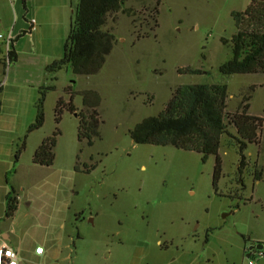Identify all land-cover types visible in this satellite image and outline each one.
I'll return each instance as SVG.
<instances>
[{
  "label": "rangeland",
  "instance_id": "rangeland-1",
  "mask_svg": "<svg viewBox=\"0 0 264 264\" xmlns=\"http://www.w3.org/2000/svg\"><path fill=\"white\" fill-rule=\"evenodd\" d=\"M31 1L0 0V33L12 30L16 37L19 26H27L28 7L39 5ZM251 1L162 0L156 18V0H127L133 14L109 19L106 29L116 43L100 72H48L52 82L45 86L52 88L46 89L38 133L60 129L54 164L38 177L21 174L15 187L21 203L13 217L0 205V238L12 230L8 242L15 249L25 237L19 264H262L257 254L264 252V173L261 180L252 174L264 164V124L259 143L246 151L245 189L237 181L238 148L226 144V135L215 188L214 155L203 162L198 152L138 144L129 133L143 118L158 115L181 84L226 83L231 113L243 93L251 95L250 113L264 118V73L223 75L219 69L232 57L221 40L236 32L232 12ZM72 13L70 8L65 19ZM9 66L6 60L0 64L2 81ZM185 67L203 72L179 73ZM71 85L101 95V137L93 146L79 141L74 114L65 110L56 121L57 101H70L65 89ZM82 99L76 94L79 108ZM229 131L236 132L232 125ZM72 162V172L66 171ZM45 234L60 236L57 255L49 252ZM37 244L46 248L41 260L31 251Z\"/></svg>",
  "mask_w": 264,
  "mask_h": 264
},
{
  "label": "trees",
  "instance_id": "trees-1",
  "mask_svg": "<svg viewBox=\"0 0 264 264\" xmlns=\"http://www.w3.org/2000/svg\"><path fill=\"white\" fill-rule=\"evenodd\" d=\"M28 0H23L26 4ZM127 0H70L74 12L71 19L70 31L65 40L64 54L47 66V72H54L69 67L75 75H95L103 68L107 56L111 53L115 34L106 29L110 18L117 20L119 12L132 15L131 8H126ZM162 0H156L153 16L159 15ZM236 24V32L231 39L222 38L224 45L231 46L232 57L220 65L223 75L232 74H261L264 73V0H252L243 11L232 12ZM159 25V24H158ZM157 25V26H158ZM159 27V26H158ZM31 29H29L30 31ZM28 31H21L11 41L8 51L10 61H17L14 49L15 42ZM140 40V39H139ZM205 58V57H204ZM200 68H180L179 73H202ZM50 86L39 87V98L36 102L37 115L28 127L26 135L17 143L15 161L26 149L30 133L40 130L45 123L46 89ZM75 86H67L65 92L70 96L66 102L60 97L55 108L56 121L60 122L65 110L74 114L79 121L78 139L93 146L95 140L101 137L100 126L102 119L99 112L101 95L98 91L85 89L75 90ZM255 89V87L253 86ZM3 86L0 81V112L2 109ZM76 94L82 95L83 108H79L74 100ZM235 112L228 109L229 90L226 83H193L178 85L165 108L155 116H148L138 122L129 133L135 143L172 145L179 149L195 151L202 155L205 162L209 156L216 158L213 185L217 188L222 176V158L219 154L221 138L226 135V144L238 148L240 157L237 168V181L242 189L246 188L244 174L249 167L246 151L250 145L259 143L260 131L264 118L250 113L251 95L241 93ZM232 125L235 133L229 131ZM61 131L56 127L52 135L47 136L33 154V163L50 167L55 160V147ZM87 167L90 172L92 168ZM76 170L79 165L76 164ZM264 164L260 169H254L253 177L261 180ZM19 207V194L11 188L7 194L6 216L13 217Z\"/></svg>",
  "mask_w": 264,
  "mask_h": 264
},
{
  "label": "crops",
  "instance_id": "crops-1",
  "mask_svg": "<svg viewBox=\"0 0 264 264\" xmlns=\"http://www.w3.org/2000/svg\"><path fill=\"white\" fill-rule=\"evenodd\" d=\"M35 0H32L33 3ZM37 7H28L27 26H19L16 35L21 31H28L20 37L14 44L17 53V61L10 63L7 69L6 80L1 81L2 91V109L0 112V205L6 207L7 194L10 191V185L16 189L18 187L21 174L26 173L32 177L44 175L50 167L40 166L33 163V154L42 141L47 137L35 131L29 134L27 138L26 149L20 154L19 159L15 161V152L17 143L27 133L28 127L37 115L36 102L39 98V87L52 82L49 78L47 66L56 59H60L64 54L65 40L70 31L71 19H65V14L71 8L70 0H37ZM26 14V15H27ZM73 14V13H72ZM36 19V25L31 29L30 20ZM29 29H31L29 31ZM11 48V46H10ZM0 64L4 65L5 57L8 54V45L3 42L0 44ZM67 69H70L67 67ZM26 156V159H25ZM74 164L72 162L66 171L72 172ZM45 179V177L43 178ZM40 182V181H38ZM45 180L43 181L44 184ZM20 199V196H19ZM21 203V201H20ZM19 203V204H20ZM12 230L8 231L0 238L12 247L8 241H11ZM50 235L45 234L44 241L50 243L49 252L57 255L59 253L58 245L62 241L55 238L50 239ZM1 237V236H0ZM23 237L15 247L20 255L22 251ZM59 241L58 244L57 241ZM7 242V243H6ZM43 245L37 244L31 251L38 260H41L46 253H37L36 248ZM262 247L258 246V249ZM253 253V252H252ZM256 254V253H255ZM18 255V256H19ZM264 258V252L257 254ZM19 264V259H18ZM264 264V261L262 262Z\"/></svg>",
  "mask_w": 264,
  "mask_h": 264
},
{
  "label": "built area",
  "instance_id": "built-area-1",
  "mask_svg": "<svg viewBox=\"0 0 264 264\" xmlns=\"http://www.w3.org/2000/svg\"><path fill=\"white\" fill-rule=\"evenodd\" d=\"M36 19H31L30 20V27L33 28L36 25ZM15 37V35L13 34V31H9L7 34H3L0 33V44L5 42L8 45V49H10L11 46V41L12 39ZM6 61L9 63H11L10 58L7 54V56L5 57ZM36 252L37 253H43L44 252V248L41 246H38L36 248ZM18 253L17 251L13 248L8 246L7 244H3L0 245V264H18ZM250 264H252V262L250 261Z\"/></svg>",
  "mask_w": 264,
  "mask_h": 264
},
{
  "label": "water",
  "instance_id": "water-1",
  "mask_svg": "<svg viewBox=\"0 0 264 264\" xmlns=\"http://www.w3.org/2000/svg\"><path fill=\"white\" fill-rule=\"evenodd\" d=\"M259 247H261V246H259Z\"/></svg>",
  "mask_w": 264,
  "mask_h": 264
}]
</instances>
